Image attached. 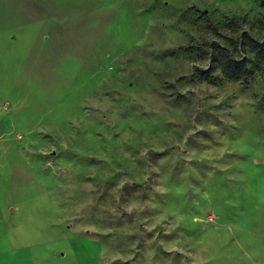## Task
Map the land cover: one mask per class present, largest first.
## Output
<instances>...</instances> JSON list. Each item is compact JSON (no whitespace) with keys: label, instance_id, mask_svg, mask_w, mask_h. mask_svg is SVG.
I'll return each instance as SVG.
<instances>
[{"label":"rangeland","instance_id":"374dc122","mask_svg":"<svg viewBox=\"0 0 264 264\" xmlns=\"http://www.w3.org/2000/svg\"><path fill=\"white\" fill-rule=\"evenodd\" d=\"M0 264H264V0H0Z\"/></svg>","mask_w":264,"mask_h":264},{"label":"trees","instance_id":"16d2710c","mask_svg":"<svg viewBox=\"0 0 264 264\" xmlns=\"http://www.w3.org/2000/svg\"><path fill=\"white\" fill-rule=\"evenodd\" d=\"M258 47L261 48V46ZM215 61L218 62L223 74L229 79L247 82L250 78V72L244 69L243 63L237 61L227 54H221L220 56H217Z\"/></svg>","mask_w":264,"mask_h":264},{"label":"water","instance_id":"95a60500","mask_svg":"<svg viewBox=\"0 0 264 264\" xmlns=\"http://www.w3.org/2000/svg\"><path fill=\"white\" fill-rule=\"evenodd\" d=\"M14 211H15V210H14V209H12V211H11V212H12V214H14Z\"/></svg>","mask_w":264,"mask_h":264}]
</instances>
